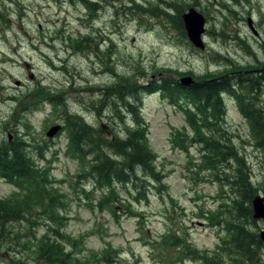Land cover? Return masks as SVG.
<instances>
[{
	"label": "rangeland",
	"instance_id": "1",
	"mask_svg": "<svg viewBox=\"0 0 264 264\" xmlns=\"http://www.w3.org/2000/svg\"><path fill=\"white\" fill-rule=\"evenodd\" d=\"M190 7L204 17L203 48L179 23ZM221 72L239 74L243 102L264 108V0H0V147L19 144L53 199L37 205L34 183L0 174V201L7 212L21 210L19 218L5 217L0 264H38L42 239L48 248L55 241L49 249L70 255L72 264H205L182 251L185 243L209 264H242L226 225L234 164L213 168L200 140L206 130L160 92L143 88ZM119 94L146 124L160 181L143 183L145 189L119 184L106 205L86 173L88 158L68 147L66 122L80 118L123 136L124 122L137 124L127 111L116 117ZM222 99L225 126L256 194L264 195V148L255 145L234 94ZM57 124L62 128L48 136ZM254 220L249 229L259 234L264 219ZM172 232L181 247L164 246ZM257 254L264 259V241Z\"/></svg>",
	"mask_w": 264,
	"mask_h": 264
},
{
	"label": "trees",
	"instance_id": "2",
	"mask_svg": "<svg viewBox=\"0 0 264 264\" xmlns=\"http://www.w3.org/2000/svg\"><path fill=\"white\" fill-rule=\"evenodd\" d=\"M179 19L182 28V25L184 26L182 15ZM179 80L180 78L174 79L171 77L157 79L146 83L143 88L147 92H160L162 98L185 110L188 118L194 120V124H198V127L206 130L200 133V140H202L204 148L207 150L213 168L221 167L222 163L234 164L233 174L226 179L232 186L233 192V197L230 200L232 210L229 211L232 215L230 216L231 219L226 220L227 228L231 232V244L234 252L239 255L242 264H264V259H261L257 254V250L262 245L260 235L249 229V226L251 227L256 223L252 216L251 200L257 189L251 182V174L244 157L239 154L238 148L225 126L226 110L223 107L222 95L225 93L234 94L237 104L250 123L251 136L258 148H264V108H256L250 103L243 102L244 95L237 92V90L243 88V79L239 74L225 75L221 72L210 77L199 78V80L191 83H183ZM255 80L253 78L247 81L249 89L254 87ZM120 99L123 106L115 105L113 108L116 117L121 119L119 111H127L133 114L137 124L134 127L124 122L126 128L123 136L116 132L109 136L101 129H92L80 118L78 121L75 118L68 119L67 125L65 124L69 132L68 147L76 156L83 159L88 158L89 163L86 173L91 177L93 183L104 192L103 201L106 205L111 204V200L116 196V187L119 184L132 185L139 189L143 186L145 189L143 183L160 181V171L156 170V157L147 139L146 124L140 120V113L135 109L132 101L125 100L126 97L123 94L118 95V100ZM196 114L199 115V118L195 116ZM18 151L19 144L8 145L4 143L0 147V174L11 182L26 178L25 180L31 184H35L33 194L36 192V204L51 203L53 200L51 194H48L47 188L39 179L41 169L25 154L21 152L19 154ZM227 167L229 169L228 165ZM25 207H28V205L22 207V210L27 214L29 208L24 210ZM6 210L4 202L0 201L1 238L4 231L3 225L6 221L5 217L8 216L9 220L11 217L19 218L21 216L20 209L12 212ZM22 216H24L23 213ZM166 237L169 242L164 243L165 247L171 248L176 244L177 247H181L183 244L177 243L180 238L174 232ZM48 244L42 239L38 245L37 252L39 251V253L36 257L39 260L38 264L73 263L70 260V255L55 254L49 249L58 247L55 241L50 243L49 248L47 247ZM185 247L191 258H203L205 264L212 262L206 255L203 257L199 255L195 248H190L189 243H185L182 251ZM110 251L106 249L102 254V259L109 258ZM108 262L112 264L114 261ZM18 264H25V262L20 259Z\"/></svg>",
	"mask_w": 264,
	"mask_h": 264
},
{
	"label": "water",
	"instance_id": "3",
	"mask_svg": "<svg viewBox=\"0 0 264 264\" xmlns=\"http://www.w3.org/2000/svg\"><path fill=\"white\" fill-rule=\"evenodd\" d=\"M182 19L187 36L191 43L196 47L203 48L204 43L201 35L204 31V17L194 8L190 7L187 12L183 13ZM181 82L191 83L192 79L190 77H184L181 79ZM60 128L61 125L59 124L51 126L47 131V135L51 136L58 129L60 130ZM251 205L253 218L257 220L264 219V195L256 194L251 200ZM259 235L264 241V230H260Z\"/></svg>",
	"mask_w": 264,
	"mask_h": 264
},
{
	"label": "flooded vegetation",
	"instance_id": "4",
	"mask_svg": "<svg viewBox=\"0 0 264 264\" xmlns=\"http://www.w3.org/2000/svg\"><path fill=\"white\" fill-rule=\"evenodd\" d=\"M92 2L97 3L96 1H92ZM87 9L89 10V6L88 5H87Z\"/></svg>",
	"mask_w": 264,
	"mask_h": 264
}]
</instances>
